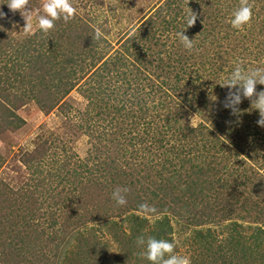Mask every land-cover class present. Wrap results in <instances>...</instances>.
Wrapping results in <instances>:
<instances>
[{
    "label": "rangeland",
    "instance_id": "374dc122",
    "mask_svg": "<svg viewBox=\"0 0 264 264\" xmlns=\"http://www.w3.org/2000/svg\"><path fill=\"white\" fill-rule=\"evenodd\" d=\"M257 1L71 0L76 9L72 21L69 20V23L62 19L63 22L55 23L50 31L55 38L63 30L68 35L70 33L78 35L81 40L86 35L93 37V41L97 43L95 55L92 59L87 58L86 64L100 58L98 64L100 65L102 61L115 56L118 50L124 51L125 41L138 31L140 24L147 17L159 11L160 16L172 23L173 27H167L164 33L157 29L159 44L147 49L151 52V59L146 57V60L155 66L161 59L163 63L169 65L179 59L182 62L179 66L184 70L181 73L184 83L194 78L197 70L202 76L201 82L204 83V86L198 89L189 82L186 89L183 87L190 96L196 98L192 100L193 105L189 110L184 109L188 113L178 119L183 132L175 130L164 132V125L175 122L173 119L167 122L175 113L171 103L169 106L166 105L168 112H173L170 114L166 110L154 107L155 105L150 102L147 114L143 113L139 117L140 122L135 134H130L132 142H128L127 138L128 144L123 143L126 147L120 151L124 152L123 158L117 159L118 164L114 167L113 164L107 167L102 163L101 167L96 168L94 174L99 177L92 178L94 181L102 180L95 181L93 185L82 184L74 187V181L79 178L70 173L87 158V163L91 167L94 162L93 156L97 153L101 157L105 155L101 154L104 150L101 145L111 144V141L108 143L105 139L101 140L102 143L99 142L98 135L103 136L100 130L91 128L93 130L91 134L86 131V127L91 126L92 119L99 111L95 105L92 108L88 105L89 100L95 102L92 98L96 97L95 89L91 88V79L81 80L62 98V101L48 98L51 100L50 103L42 107L41 102H44L43 97L46 96L37 93L31 83L34 80L32 76H40V73L35 72L29 63L19 58L12 49H5L0 45V264H151L143 254L144 246L137 244V238L141 236L136 235L135 238L130 231L132 221L126 219L128 216L143 220L149 231L153 229L160 213L169 214L170 225L174 229V234H171V242L175 245L173 252L186 256L190 264L199 260V254L203 252L201 249L198 250L195 242L191 243L193 227L202 230L209 228L213 233H217L215 236L219 242H216V246L225 244L230 238L228 227L222 230L221 226L232 221L246 228L244 236L256 232L251 225L260 224L264 230L263 220L260 223L254 218L260 215H256V208L253 206L255 202L260 201L258 198H264V194L257 191L253 185L264 184V127L257 124V120L260 119L259 112L253 109L254 106H251L248 98H244L246 101L239 106L238 114H232L231 109L226 108L225 114H232L235 117L238 132L244 135L243 148H239L238 143L229 138L237 135V131L229 130V126L224 124L225 119L220 117L222 109L225 108L223 104L227 102L225 96L228 89L226 93L221 92L225 95L224 98L215 94L209 98L216 81L212 80L209 71L203 72L201 67L202 53L214 47L222 48L221 52H231L237 58L234 61L239 64L246 63L245 68L264 67V0H260L259 3ZM43 2L44 0H28L26 10L29 11L27 15L31 16L32 23V31L29 34L23 31L26 24L23 15L19 11H9L7 6L2 4L0 12L4 13V17L0 18V24L11 44H14L15 40L22 43L33 35L43 33L37 25L38 15L43 14ZM242 3L251 6L252 17L247 25L237 30L231 26L230 19L232 12ZM191 11L196 14V21L185 28V18ZM164 26L166 24L161 27ZM183 29L184 34L193 39L194 46L191 51L184 49L176 36V33ZM97 30L101 33L99 43L95 38ZM45 34L43 33V37ZM62 41V44L70 47V38L66 39V43ZM245 46L248 47L247 50L244 49ZM224 57L231 60L226 55ZM47 68L50 69L51 66ZM150 69L154 70L155 67ZM155 70H157L155 75H158L157 78L155 75L152 76L155 82L162 80L163 75L173 78L176 73V71L169 73L170 69L167 72ZM219 75L222 79L226 77L224 73ZM110 83L114 86L112 82ZM161 95L162 93L156 94L154 100ZM207 98L209 102L204 105ZM65 103L69 107L65 108ZM97 104L100 102L97 101ZM166 116L168 118L163 121ZM200 133H207L210 139L216 142L217 137L220 139L218 143L221 147L218 145L215 152L213 148L204 151L205 160L222 158L224 155L231 163H237L234 165L236 170L252 169L254 172L247 173L249 183L235 187L239 197L243 195L240 197L241 200L250 199L243 201L246 205L237 204L242 218L223 219L215 223L222 216L213 210L210 213L216 215L213 221L193 226L191 223H194L195 219L191 218L189 213L187 217L172 214L178 210L177 208L180 211L181 201L171 203L173 198L171 196L167 201L166 199L161 201V197H158V202L162 203L160 209L156 200L150 201V198H147L149 196L143 194L144 190L161 191L164 179L168 176V174L160 176L166 159L175 162L170 173L175 170L176 177L178 174L183 177L189 172L188 164L181 168L179 163L176 164V158L173 160L171 145L175 144L173 141L176 139L169 137L181 139L185 134L187 139L181 141L186 145L185 148L195 145L194 148L199 150L203 144ZM162 145L164 148L160 147ZM107 153L113 157V146ZM63 159L67 160L68 166L62 164ZM56 161L58 163H55ZM205 172L206 169H203L202 175ZM78 173L80 179L86 182L93 171L91 175L81 170ZM118 187L128 189L124 193L126 198L124 205H117L112 199L111 194ZM254 191L259 192V197L253 193ZM173 194L180 199L183 198L179 191ZM205 202L206 199L202 201L203 204ZM141 204H147L155 211H145L140 208ZM208 209L198 204L196 207L190 206L188 211L202 214ZM244 209L251 210L249 215L243 211ZM170 214L175 217H170ZM51 218L56 220L59 229L61 226L69 229L63 232L57 228L44 230L48 228ZM184 222H190V225L185 228ZM55 231L57 239L51 241L50 238ZM145 235L142 236L146 240L148 235ZM80 239L83 242H78ZM65 251H69V254H64ZM213 251L219 254L218 248H214ZM242 252L234 250L236 257L232 259L227 255L224 258L222 251V257L218 256L215 264H227L228 261L229 264L231 261L233 264H246L242 263L244 261L242 258L239 259V254L244 253ZM223 258L226 263L222 262ZM212 260L206 257L203 263L209 264Z\"/></svg>",
    "mask_w": 264,
    "mask_h": 264
},
{
    "label": "trees",
    "instance_id": "16d2710c",
    "mask_svg": "<svg viewBox=\"0 0 264 264\" xmlns=\"http://www.w3.org/2000/svg\"><path fill=\"white\" fill-rule=\"evenodd\" d=\"M259 1L260 0H258L257 3H259ZM6 2L7 0H0V8L2 7V4L7 6ZM8 10L11 11L9 8ZM160 13L161 12L156 11L153 16L147 17L143 23L140 24L141 27L138 28V31L125 41L123 46L124 51L121 52L118 50L115 52V56H112L111 59L102 61L100 65H98L100 58H96L95 62L86 64L87 58H94V49L97 47V43L93 41V37L91 36L86 35L84 36V39L81 40V37L78 35H74L73 33L68 35L67 32L63 30V32L58 34L55 38L52 35L53 33L49 31L44 37L42 33L36 35L37 37L33 35V37L25 39L22 43H18L15 40L14 44H11L0 24V45L2 48L12 49L13 53L23 61H27L35 72L40 73V76H32L34 80L31 81V83L33 89H35L37 93L46 96L43 97L44 100L41 99L44 101L41 102L42 107H45L48 105L47 103H50L49 101L51 100H48V98L52 97L51 99L62 101V98L66 96L81 80L87 79L90 81L91 79V88L92 90L95 89L96 97L92 98L95 102L89 100L88 105L91 106V108L95 105L99 108V111L95 114L96 118L94 117L92 119L91 126H89V128L88 126L86 127V131L91 134V131H93L91 128L100 130L103 132V136L98 135L99 142L105 139L108 143L111 141V144L101 145L105 150H103L101 154H105L106 156L104 155V157H101L99 156V153H97L92 157L94 162L91 164V167H89L87 163V158L84 159L83 162H80L75 170L70 172L79 178L76 182L74 181V187L82 184L84 186L87 184L93 185L95 181L102 180L94 181L92 178L96 177L97 179L99 177L97 174H94V171H96V168L101 167L102 163L107 167H111L112 164L114 167L118 164L117 159L123 158L124 155V152L120 151L126 148L123 146V143L126 142L127 138L129 139L128 142H132L129 138L130 134L138 129L137 126L140 122L139 117L143 113L147 114L150 102L152 105H155L154 107H159L161 110H166L167 112V108L171 103L172 106H174L175 113L168 112L170 114L173 113V117L167 119L168 116H166L163 121L167 119L168 122L173 119L175 122L164 125V132L172 130L183 132L179 126L178 119L188 113L185 110H189L193 105L192 100L196 99L194 96H190L185 89L189 83H192L195 89L203 87L204 83L201 82L202 76L199 75L198 70L195 72L194 78L187 80L189 83H184V79L181 76V73L184 70L179 66L182 64L179 59H176L175 62L170 65L163 63L164 61L161 59L158 60L159 62H156L155 66H153L152 62L146 60V57L151 59V52L147 51V49L159 44V30L157 29H160V33H164L167 27H173V24L167 22V19L161 17ZM154 17H159V19L156 20ZM70 21H72V19ZM70 21L68 22L70 23ZM62 22V19L55 21V23L59 24ZM163 24H166V26L161 27ZM224 36L226 37L227 35L224 34ZM67 38L71 39L69 42L70 47L62 44V40L66 43ZM97 41L99 43L101 39L99 38ZM220 49L222 48L216 49V47H214L212 49H207L201 55L203 58V61L201 62L203 72L209 71L212 75V80L216 81V84L212 86L209 98H211L213 94L220 98H224L225 95L221 94V92L226 93L228 88L222 86L223 82L237 64V61H234L237 59L235 55L231 52H221ZM244 49L247 50L248 47L245 46ZM260 51L261 49H259V52ZM225 55L226 57L231 58V60L225 58ZM240 64L244 67L246 66V63ZM49 66H51L50 69L47 68ZM150 67L163 70V72H167L168 69H170L169 73L173 71H176V73L173 78L163 75L162 80L155 82V79L152 78V76L155 75L157 70H152ZM219 73H224L226 77L222 79ZM45 76L47 78H45ZM155 77L157 78L158 75L156 74ZM110 82H112L114 86L111 85ZM183 87L185 88L184 90ZM256 89L257 91H260L261 89H264V87L257 84ZM158 93H162V95L155 101L154 97ZM252 99H255V97ZM97 101H99L100 104H97ZM245 101L246 100L242 98L239 106ZM208 102V98L205 99L204 105ZM244 105L241 107V110H243ZM67 106L69 107V105L65 103L64 107L66 108ZM154 107L152 106V108ZM225 113H227L226 108H223L220 117L225 119L224 124L229 126V130L237 131V135H232L229 138L234 139V143H238L239 148H243L242 141L244 135L238 132L239 127L236 123L237 120L232 114L227 115ZM243 117L245 118V116ZM207 133H200V140L203 141V144L202 148L199 150L194 148L195 145L185 148L186 145L181 142L182 140L187 139V135L185 134L181 139H178L175 136L169 137V139H176L173 141L175 144L171 145L173 160L176 158V164L179 163V167L181 168L188 164L189 172L183 177H180L179 174L176 177L174 169V171L170 173V169L174 166L173 164L175 162H169L166 159V162L162 166L160 176L162 177L167 174L168 176L166 177L167 179H164V185L160 188L161 191L150 189L144 190L143 193L145 196H149L147 198H150V201L156 200L157 206L160 209L162 203L158 202V197H161V201H164L165 199L167 201V198L171 196L173 197L171 203L177 201L180 203L181 201L182 206L180 207V211L179 208H177L178 210H175L172 214H180V217H187L186 215L189 213L191 218L194 217L193 219H195V222L191 223L193 226L213 221L214 218H216V215L210 214L213 210L216 213H220L222 216L215 223H219V221L223 219L231 220L236 217L242 218V215L240 214L241 211H238L239 208L237 207V204L246 205L243 201L250 200L249 198L243 197L241 200L240 197L243 195L239 197L235 191L237 190L235 187L249 183L248 181L250 178L247 173L250 172L252 174L254 172L252 169L240 171L239 168L236 170L234 165L237 163H231L224 155L222 158L205 160L203 158L205 157L204 151L207 152L209 148H213L215 152V149H218V145L221 147L218 143L220 139L217 137V142L214 139L211 140ZM112 146L113 157L107 153L111 150ZM160 147L164 148L163 145ZM148 148L150 149V146ZM222 154H224V152ZM105 159H107V161H105ZM55 163L58 162L56 161ZM62 164L68 166L67 160L63 159ZM62 164L61 167H63ZM203 169H206L205 174H203L205 176L202 175ZM80 170L88 175H91V171H93V174L90 179L87 175L86 177L89 180L84 182L82 178L80 179L79 177L78 172H80ZM170 180L174 182H171ZM253 185L256 186L257 191H261L264 194V190H262L264 189V184L259 183L258 185ZM175 191H179L183 198L180 199L179 197L174 196L173 193ZM259 192L254 191L253 193L259 197ZM205 199L206 202L203 204L202 201ZM258 199L260 201L255 202L253 206L256 208V215L260 216H255L254 218L259 222L263 220L262 223L264 224V198ZM198 204L199 206L201 205V207L204 205L206 209L210 207V209L202 214L188 211L190 206L196 207ZM243 211H246L247 215L251 212L249 209H244ZM160 214L161 215H158V218L154 222L153 229H150L149 231H147L146 225L144 226L143 220H137L136 218L132 219V216L125 218L132 221V228L130 231L135 238H137L136 235L142 236L146 234L148 237L171 241V234H174V229L173 226L170 225L169 214L166 215L165 212ZM170 217L175 216L170 214ZM49 221L50 222H48L47 225L48 228H43L44 230H54L57 228L58 231L63 232L64 230L69 229L66 225H64L66 228L61 226L59 229V226H56V220L53 218ZM184 224V227L187 228L188 224L190 225V222H184ZM226 227L229 229L230 238L225 244H219L217 246L216 242H219L215 236L217 233H213L209 228L202 230L193 227L191 232V243L195 242V246L198 250L201 249L203 251L202 254H199L200 261L195 260L193 261L194 264H204L203 260L206 257L213 259L209 264H215L217 257H222V251L223 253L226 251L223 254L224 258L225 255H227L233 259V257H236L234 250L244 252H242L243 254H239V259L241 260L242 258V260H244L242 263L264 264V251H262L264 250V230H262L260 224H258V226L251 225V228L255 229L256 232L250 236H244L246 228L237 222L232 221L230 224L221 226L222 230H225ZM56 236L57 232L55 231L50 240L55 241L57 239ZM78 242H83V240L80 239ZM214 248H218L219 254H216L217 251H213ZM63 253L69 254V251ZM224 258L222 259V262L226 263ZM82 262L84 263V259ZM227 264H229V261ZM230 264H233V262L231 261Z\"/></svg>",
    "mask_w": 264,
    "mask_h": 264
},
{
    "label": "clouds",
    "instance_id": "9594fccd",
    "mask_svg": "<svg viewBox=\"0 0 264 264\" xmlns=\"http://www.w3.org/2000/svg\"><path fill=\"white\" fill-rule=\"evenodd\" d=\"M7 7L15 12L19 11L26 24L23 27L25 34H29L32 31L31 16L26 10L28 0H7ZM43 14L38 15L37 25L41 32L48 33L55 26V21L63 19L65 22L71 20L76 13V9L73 7L71 0H44L42 4ZM4 17V13L0 12V18ZM252 17L251 6L247 3H242L236 8L230 19V24L234 29H241L247 25ZM196 14L191 13L185 18V28L191 26L196 21ZM184 28V29H185ZM184 29L178 31L176 36L178 37L181 45L184 49L191 51L193 49V39H190L184 34ZM101 33L99 30L95 33V38L99 39ZM264 85V67L245 68L241 64L237 63L232 69L231 73L226 77L222 86L228 88V92L225 96L226 103L223 104L225 108L231 109L232 114L239 113V104L242 97L248 98L251 101L253 109L258 110L260 119L257 120V124L264 127V89L257 91L256 86ZM255 97V99H252ZM128 189L116 188L111 196L117 205L126 204V198L124 193ZM140 208L145 211H155L147 204H141ZM137 244L144 246V256L151 262V264H190L189 259L186 256L176 255L173 252L175 247L174 243L165 239H157L155 237H148L146 240L143 236L137 238Z\"/></svg>",
    "mask_w": 264,
    "mask_h": 264
}]
</instances>
